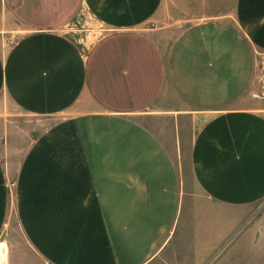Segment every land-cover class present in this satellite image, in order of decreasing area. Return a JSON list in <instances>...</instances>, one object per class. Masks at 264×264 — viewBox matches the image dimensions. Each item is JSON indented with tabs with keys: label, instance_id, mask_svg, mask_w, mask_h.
Returning <instances> with one entry per match:
<instances>
[{
	"label": "crops",
	"instance_id": "1",
	"mask_svg": "<svg viewBox=\"0 0 264 264\" xmlns=\"http://www.w3.org/2000/svg\"><path fill=\"white\" fill-rule=\"evenodd\" d=\"M260 53L264 0H0L4 264H222L264 202Z\"/></svg>",
	"mask_w": 264,
	"mask_h": 264
},
{
	"label": "rangeland",
	"instance_id": "2",
	"mask_svg": "<svg viewBox=\"0 0 264 264\" xmlns=\"http://www.w3.org/2000/svg\"><path fill=\"white\" fill-rule=\"evenodd\" d=\"M88 21V18H84L80 14L64 28V33L72 36L78 45V51L83 55L89 45L106 33V29L90 32ZM16 30L18 31L15 32V39H18L24 31L20 27ZM258 69V79L262 88L261 95L264 96L263 53H260ZM5 248L6 246H4V250ZM224 252L226 254L222 264H264V202L251 209L243 210V223L228 236Z\"/></svg>",
	"mask_w": 264,
	"mask_h": 264
},
{
	"label": "bare ground",
	"instance_id": "3",
	"mask_svg": "<svg viewBox=\"0 0 264 264\" xmlns=\"http://www.w3.org/2000/svg\"><path fill=\"white\" fill-rule=\"evenodd\" d=\"M5 245V243L0 245V264H4V259L6 257V251L4 250Z\"/></svg>",
	"mask_w": 264,
	"mask_h": 264
}]
</instances>
